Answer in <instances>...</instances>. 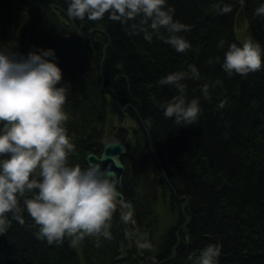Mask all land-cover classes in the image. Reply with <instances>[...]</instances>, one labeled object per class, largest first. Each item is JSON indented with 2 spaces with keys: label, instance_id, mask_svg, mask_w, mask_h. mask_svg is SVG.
<instances>
[{
  "label": "trees",
  "instance_id": "obj_1",
  "mask_svg": "<svg viewBox=\"0 0 264 264\" xmlns=\"http://www.w3.org/2000/svg\"><path fill=\"white\" fill-rule=\"evenodd\" d=\"M168 3L176 19L191 25L182 33L192 45L186 52L166 43L164 28L149 42L107 17L71 18L66 0H0V47L23 54L33 46L54 48L60 83L70 82L66 123L76 144L70 159L87 166L86 156L101 154L105 140L131 137L120 192L135 209L136 227L152 241L151 249H141L125 237L131 226L121 222L119 207L113 239L100 246L94 237L49 244L34 235L25 213V224L13 219L0 234V264H152V256L158 264H190V253L216 241L219 264H264V68L228 76L215 59L222 60L231 42H243L236 32L240 12L249 36L264 45V16L255 14L260 0ZM223 3L232 11L222 12ZM189 64L201 74L187 80V95L200 97L201 114L179 127L160 107L175 90L157 81ZM217 79L222 85L213 86ZM204 83L210 98L201 92ZM128 116L137 123L132 133L118 125ZM158 201L174 216L162 232Z\"/></svg>",
  "mask_w": 264,
  "mask_h": 264
},
{
  "label": "clouds",
  "instance_id": "obj_2",
  "mask_svg": "<svg viewBox=\"0 0 264 264\" xmlns=\"http://www.w3.org/2000/svg\"><path fill=\"white\" fill-rule=\"evenodd\" d=\"M67 15L78 20H101L107 17L119 21L126 30L143 34L151 42L164 28L165 37L177 52L192 47L182 34L188 25L175 18L176 9L168 0H66ZM222 12H231L232 5L223 3ZM255 14L264 16V0ZM220 40L218 47H224ZM213 58H209L212 62ZM221 63L228 76H246L264 68V45L254 38L242 43L231 42ZM54 48L33 46L27 54L0 47V234L8 231L14 219L25 224V213L31 218L29 227L34 235L49 244L60 243L66 237L73 242L94 237L96 245L113 239V218L121 198L120 181L110 167L89 161L87 166L74 163L70 157L76 151L69 134L65 110L70 82L60 83L63 71ZM194 64L186 69L170 71L157 83L175 90L160 107L165 118L179 127L192 125L201 114L200 97L187 95L188 79L199 80ZM217 79L213 86L222 85ZM210 85L204 83L201 92L210 98ZM223 107V102L219 104ZM135 209L128 204L120 212L125 225V237L138 248L151 249L147 230L136 227ZM221 244L209 242L197 253H190V264H219ZM158 264L157 257H151Z\"/></svg>",
  "mask_w": 264,
  "mask_h": 264
},
{
  "label": "water",
  "instance_id": "obj_3",
  "mask_svg": "<svg viewBox=\"0 0 264 264\" xmlns=\"http://www.w3.org/2000/svg\"><path fill=\"white\" fill-rule=\"evenodd\" d=\"M96 30H92L91 33L95 32ZM79 35L82 37V32L78 30ZM90 39V36L88 38L84 39L85 41H88ZM117 100V99H116ZM126 108L123 109V111ZM128 152V143L125 141H122L117 138H109L104 141L103 143V150L101 154H88L86 156V162H99L103 167H110L112 171H114L117 175L121 177L119 188H121L123 177L126 172V167L124 163L122 162V157L126 155ZM121 193V192H120ZM179 200H184L186 198L180 197ZM128 202L125 200L124 195L121 193V198L119 201L118 207L123 210L128 206ZM188 223V222H187ZM186 223V225H187ZM175 255V253H174ZM173 255V256H174Z\"/></svg>",
  "mask_w": 264,
  "mask_h": 264
},
{
  "label": "rangeland",
  "instance_id": "obj_4",
  "mask_svg": "<svg viewBox=\"0 0 264 264\" xmlns=\"http://www.w3.org/2000/svg\"><path fill=\"white\" fill-rule=\"evenodd\" d=\"M236 20L237 36L241 41H244L245 39L250 37L248 33V22L244 14L241 12L237 16ZM118 125L125 127L130 133H132L133 129L137 127V123L129 116L126 117L125 120ZM125 142L130 145L132 143L131 137H129V139ZM154 208L156 210V214L159 217V231L162 232L171 223V221H173L174 216H172V214L170 213L169 206L165 202L158 201Z\"/></svg>",
  "mask_w": 264,
  "mask_h": 264
}]
</instances>
